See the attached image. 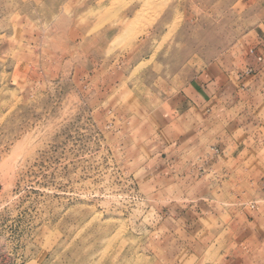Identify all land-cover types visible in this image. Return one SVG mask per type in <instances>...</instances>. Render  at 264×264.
<instances>
[{
	"label": "rangeland",
	"instance_id": "rangeland-1",
	"mask_svg": "<svg viewBox=\"0 0 264 264\" xmlns=\"http://www.w3.org/2000/svg\"><path fill=\"white\" fill-rule=\"evenodd\" d=\"M263 17L264 0H0V264H220L227 240L196 255L187 219L257 192L179 137L182 92Z\"/></svg>",
	"mask_w": 264,
	"mask_h": 264
},
{
	"label": "crops",
	"instance_id": "crops-1",
	"mask_svg": "<svg viewBox=\"0 0 264 264\" xmlns=\"http://www.w3.org/2000/svg\"><path fill=\"white\" fill-rule=\"evenodd\" d=\"M181 108L179 137L189 142L206 136L211 168L217 166L218 173L229 178L237 176L244 191L253 185L257 192L252 204H243L236 215L215 210L235 205L219 198L196 204L194 218L187 219L194 224L190 235L201 240L196 255L206 249L204 240L225 239L220 264H263L264 17L195 75L182 92Z\"/></svg>",
	"mask_w": 264,
	"mask_h": 264
},
{
	"label": "bare ground",
	"instance_id": "bare-ground-1",
	"mask_svg": "<svg viewBox=\"0 0 264 264\" xmlns=\"http://www.w3.org/2000/svg\"><path fill=\"white\" fill-rule=\"evenodd\" d=\"M159 1V0H158ZM134 18H135V16H134ZM133 23V22H132ZM130 27V26H129ZM132 27V26H131Z\"/></svg>",
	"mask_w": 264,
	"mask_h": 264
}]
</instances>
